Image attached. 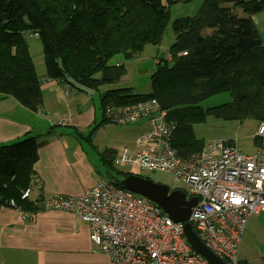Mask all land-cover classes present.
Masks as SVG:
<instances>
[{"label":"trees","instance_id":"obj_1","mask_svg":"<svg viewBox=\"0 0 264 264\" xmlns=\"http://www.w3.org/2000/svg\"><path fill=\"white\" fill-rule=\"evenodd\" d=\"M181 1L191 0H0V92L32 111L43 107L42 79L35 69L29 35L43 44L49 79L67 83L74 91L117 83L127 67L125 63L110 65V59L122 54L130 60L146 43H159L171 6ZM239 8L245 16L238 14ZM261 11L264 0H202L198 15L173 22L176 40L170 47L171 58L157 62L151 91L108 89L102 96L104 111L108 105L156 98L168 109L167 119L176 124L172 144L183 156L202 150L205 144L195 138L191 127L209 115L240 122L264 120V41L253 19ZM221 92L230 93L232 100L201 106ZM103 122L109 123L105 117ZM42 136L30 132L0 145V208H39L29 197L22 198V192L30 188ZM113 155L112 149L101 153L107 163ZM128 174L123 172V177ZM119 181L114 183L120 185Z\"/></svg>","mask_w":264,"mask_h":264},{"label":"built area","instance_id":"obj_2","mask_svg":"<svg viewBox=\"0 0 264 264\" xmlns=\"http://www.w3.org/2000/svg\"><path fill=\"white\" fill-rule=\"evenodd\" d=\"M61 85L64 93L73 92L69 84ZM104 115L116 124L149 123L138 136L139 148L131 152L124 147L115 164L172 173L187 199L197 197L188 221L206 246L226 264H248L239 251L249 218L264 212V120L256 121L254 137L261 146L252 153L239 150L232 140L212 139L201 151L183 156L172 144L176 124L156 98L108 105ZM30 193L31 188L24 189L22 198ZM39 209L70 212L87 221L90 238L110 264H211L188 242L184 222L114 182L100 179L80 195L48 198ZM34 214L25 215L33 219Z\"/></svg>","mask_w":264,"mask_h":264},{"label":"crops","instance_id":"obj_3","mask_svg":"<svg viewBox=\"0 0 264 264\" xmlns=\"http://www.w3.org/2000/svg\"><path fill=\"white\" fill-rule=\"evenodd\" d=\"M158 61L159 58L156 64ZM43 78L41 89L45 96L44 104L36 114L48 113L49 125L55 128L52 133H44L40 139L44 143L38 150L39 158L34 164L29 198L39 207L48 198L80 195L94 186L102 176L100 161L103 166L105 163L101 153L112 149L116 154L124 147L135 152L139 148V134L149 128L145 120L129 123L136 127L137 133L129 137L124 134L118 150L105 146L97 151L96 146L100 144L93 136L87 138V134L91 125L98 120L99 112L97 115L92 96L89 104V97L84 93L79 94L89 91L77 89L73 94L65 95L58 80L49 79L46 73ZM59 86L62 87L61 96L58 95ZM105 91L100 90V99ZM21 108L25 106L16 98L0 95V145L18 141L30 132L42 133L37 132L33 119L26 115L14 116L12 114L15 112H3L4 109ZM104 112L103 107L102 119ZM59 119H63V123H59ZM75 129L81 134H77ZM91 144L95 152L89 149ZM256 145L254 151L261 146L259 140ZM29 212L12 206L0 208V264H110L109 256L90 238V224L87 221L70 212L39 208L30 219L25 215ZM240 260L250 264L246 257Z\"/></svg>","mask_w":264,"mask_h":264},{"label":"rangeland","instance_id":"obj_4","mask_svg":"<svg viewBox=\"0 0 264 264\" xmlns=\"http://www.w3.org/2000/svg\"><path fill=\"white\" fill-rule=\"evenodd\" d=\"M224 5L227 7L232 6L231 3ZM201 6L202 0H191L189 2L181 1L173 4L170 8V19L167 28L159 43H146L142 47L141 51L137 52L130 60H126L122 54L115 55L110 59V65L125 63L127 67V73L123 79H120L115 84L102 85L99 90L79 92V94L84 93V95L89 97V104L91 102L90 98L92 96V101H94L97 109V115L99 112L98 120L96 123L91 125V129H93V127L96 129L92 136L95 137L97 143L100 144L99 146H96L97 151L106 148L105 146H109L114 150H118L120 148V142H122L124 134H127L129 137L131 134L137 133L136 127H133V125H119L112 122H103V98L100 99V90H107L110 87V89L131 88L136 93L150 92L151 76L157 67L156 59L159 58V60H161L163 58L168 59L171 57L170 47L176 40V34L172 25L173 22L179 17L198 15L201 11ZM236 11L240 16H245L244 12L240 8L236 9ZM253 19L259 31V35L264 41V11L253 15ZM209 31H211V29L206 30L205 32L208 33ZM27 40L30 46V51L35 63L37 74L39 77L44 79L43 77L46 73V66L43 56V44L35 35H29ZM73 92H75L74 89ZM73 92H71V94H73ZM62 94V87L59 86L58 95L61 96ZM0 95L3 97L4 94L0 92ZM42 95L44 99L45 96L43 91ZM231 100L232 96L230 93L221 92L204 100L201 103V106L203 108H210L230 102ZM21 109L22 110L4 109L3 112H15L16 114H12L14 116L26 115L28 118L33 119L35 127L38 129L37 132L41 131L42 134L49 130L50 125L48 122V113L39 112L36 114V111L33 112L26 107ZM32 113L34 114L32 115ZM38 119L39 121L37 123ZM256 121L258 122V120L246 119L245 121L240 122L238 120H225L214 115H209L205 121L193 123L191 128L195 138L202 141L204 144L212 139L232 140L235 142L239 150L252 153L255 150V147L257 146L256 143H258L259 140L257 139L256 141L254 137V132L257 127ZM96 124L99 125L98 128L95 126ZM144 126L146 127L147 125L145 124ZM89 149L92 150V144L91 146L89 145ZM121 152L122 150L119 153H114L111 163H107L106 160H104L105 163L103 166L102 161H100L102 174L100 179H104L107 182H116L118 179L120 180L123 177V172H133L145 177H149L156 182L165 184L169 186L171 190L182 187V182L176 180L174 175L170 172L150 171L136 166L129 168V170L126 169V167H118L115 164V158ZM239 256L240 259H242V257H246L250 264H264V212L253 214L250 217L241 242Z\"/></svg>","mask_w":264,"mask_h":264},{"label":"water","instance_id":"obj_5","mask_svg":"<svg viewBox=\"0 0 264 264\" xmlns=\"http://www.w3.org/2000/svg\"><path fill=\"white\" fill-rule=\"evenodd\" d=\"M119 184L154 201L173 220L184 222V235L188 242L196 252L203 255L211 264H226L206 246L191 222L188 221L191 208L197 202V197L187 199L183 190H170L169 186L136 173H130L121 178Z\"/></svg>","mask_w":264,"mask_h":264},{"label":"bare ground","instance_id":"obj_6","mask_svg":"<svg viewBox=\"0 0 264 264\" xmlns=\"http://www.w3.org/2000/svg\"><path fill=\"white\" fill-rule=\"evenodd\" d=\"M60 197V196H59ZM49 211H55V210H51V209H49Z\"/></svg>","mask_w":264,"mask_h":264}]
</instances>
